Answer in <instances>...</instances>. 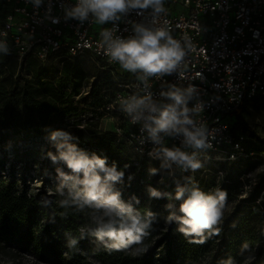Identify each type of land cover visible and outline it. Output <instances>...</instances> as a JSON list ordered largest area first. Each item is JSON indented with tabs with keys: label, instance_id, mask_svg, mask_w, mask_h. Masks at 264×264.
<instances>
[{
	"label": "clouds",
	"instance_id": "obj_1",
	"mask_svg": "<svg viewBox=\"0 0 264 264\" xmlns=\"http://www.w3.org/2000/svg\"><path fill=\"white\" fill-rule=\"evenodd\" d=\"M30 3L38 9L44 0H30ZM61 7L65 20L73 19L81 24L90 19L99 25L112 23L111 28L100 31L97 48L120 68L135 74L139 81L134 92L120 99V107L132 124L140 125V143L152 144L148 156L160 162L159 168L148 169L149 174L160 173L173 179L175 187L171 194L151 186L147 188L150 198L164 197L178 202L166 204L165 223L169 227L176 223L178 233L198 238L195 242L201 244L211 236H218L226 193L219 189L204 192L190 176L182 180L176 178L178 171L194 173L203 167L197 150L211 147L209 140L216 130L209 131L203 121L195 118L203 111L202 103L194 102L198 97L195 85L185 87L163 80L173 74L178 81L186 78L184 57L188 46L173 38L166 20L157 26L160 15L165 12L163 0H76L75 4L62 0ZM48 9H51V0H48ZM133 12L145 17L147 22L129 21L131 34L127 37L117 35L118 22ZM7 51L6 42L0 40V52ZM151 78L160 81L158 96L150 90ZM75 139L67 130H50L47 140L54 151H48L46 156L54 165H62L55 169V192L61 197L60 206L88 214L89 223L79 229V239L87 234L105 249L117 251L141 245L156 223V214L150 210L141 212L136 207L139 199L132 196L124 200L116 187L124 181L125 171L130 166L126 164L120 168L115 162L109 163L106 156L79 148L72 142ZM166 139L176 140L178 144L166 147ZM44 203L47 205L50 201ZM79 239L67 237L66 247L75 249ZM248 248L244 244L242 252H247ZM143 250L137 247L135 252ZM222 264L236 262L228 258Z\"/></svg>",
	"mask_w": 264,
	"mask_h": 264
},
{
	"label": "trees",
	"instance_id": "obj_2",
	"mask_svg": "<svg viewBox=\"0 0 264 264\" xmlns=\"http://www.w3.org/2000/svg\"><path fill=\"white\" fill-rule=\"evenodd\" d=\"M56 55L51 56L47 62L58 61L61 67L51 64L47 68H42L43 64L35 58H27L17 62L14 57L0 52V76L4 71L7 74L0 77V144L9 143L14 138H22L25 141L45 136L54 123H63L64 118L81 116L90 112L89 120L100 119L101 111H97L107 103L106 97L100 94L102 88L112 85L111 76L102 71L101 81L92 91L89 102H76L74 98L80 94L83 81L86 78L84 71L80 68L77 59L63 60L56 59ZM17 68V75L13 77L11 73ZM23 67L31 74V77L22 75ZM98 69V68H97ZM48 70L57 71L59 76L54 81L44 77ZM82 95H80L79 99ZM78 99V100H79ZM264 100V96L244 100L239 110L234 113L230 132L237 140L243 137L242 147L244 153L262 157L263 151L249 149L246 144V134L248 128L245 125L242 113L248 101ZM97 109V110H96ZM88 122V119L87 121ZM121 124L122 135L130 131L129 127ZM74 125H80L79 122ZM81 133V131H79ZM118 135V134H117ZM119 137V136H118ZM81 139V137H79ZM98 151H104L109 163L115 162L118 167L124 165L130 167L125 171L124 181L131 175L132 180L146 181L147 177L142 168L138 170L130 163V156L134 157L131 148L123 137L117 140L114 134H102L93 143ZM92 153L91 148H87ZM127 151L129 155H127ZM253 156L240 158L237 164L251 159ZM140 159V158H138ZM140 160H147L141 158ZM202 164L212 163L202 161ZM154 164H160L150 161ZM218 162L212 164H225ZM227 164V163H226ZM62 167V165H59ZM26 178L32 169L26 168ZM179 172V171H178ZM181 179L184 175H178ZM56 179V178H55ZM182 180V179H181ZM233 181L232 177L226 179V183ZM57 182V179H56ZM184 181H182L183 183ZM0 189V254L9 258L20 256L21 253H30L43 261L53 264H92L87 263L86 258L93 256L102 264H154L150 253L131 254L127 250H107L92 237L85 234L83 239H79V229L89 223L84 222L88 217L87 212H77L71 208H62L59 204L61 197L56 193L46 195L44 192H37L30 195L23 183V189H18L17 180L2 181ZM173 179H170L167 186L162 188L165 193L174 192ZM212 187V186H211ZM219 190L224 192L222 187ZM136 207L141 211H152L156 214V223L150 230L148 236L142 241L154 237L164 230V221L167 210L159 203L164 201L161 197L157 204L145 207L141 202ZM45 200L50 201L47 205ZM252 211L260 210L264 215V199L259 203H254L255 199H250ZM247 221L243 215H233L221 227L218 236H211L205 243H197L194 237H184L176 231L177 224L167 233L169 237V247L163 256L160 264H201L207 258L209 264H222L228 258H233L236 264H264V227H247ZM76 237L79 242L75 249L66 247L67 237ZM249 246L247 252H242V246ZM65 254V258L62 257ZM251 257V259H249Z\"/></svg>",
	"mask_w": 264,
	"mask_h": 264
},
{
	"label": "built area",
	"instance_id": "obj_3",
	"mask_svg": "<svg viewBox=\"0 0 264 264\" xmlns=\"http://www.w3.org/2000/svg\"><path fill=\"white\" fill-rule=\"evenodd\" d=\"M63 2L75 4L76 0ZM61 3L62 0H51L49 11L48 0L38 9L30 0H0V33L5 34L0 40L7 44L6 54L17 62L31 57L45 63L54 55L66 61L90 59L113 80L111 86L100 91L107 103L96 110L117 114L120 122L129 127L125 135L119 128L116 131L134 157L160 163L147 154L152 144L140 143V125L132 124L120 107V99L135 91L139 83L136 75L98 51L100 31L111 28L112 23L99 25L90 19L81 24L73 19L65 20ZM163 6L165 12L160 15L157 26L166 20L173 38L188 45L184 57L186 78L178 81L173 74L163 80L185 87L195 85L198 97L194 102L203 105V111L195 118L203 121L209 131L216 130L209 140L211 147L197 150V158L212 163H233L253 156V153H244L243 137L235 140L230 126L244 100L264 96V0H163ZM53 19L58 22L53 23ZM129 21L147 22L145 17L133 12L118 22L117 35L131 34ZM150 85L154 96H158L160 81L151 78ZM90 87L82 86L74 100L84 91L88 94ZM176 144V140L165 141L166 147Z\"/></svg>",
	"mask_w": 264,
	"mask_h": 264
},
{
	"label": "rangeland",
	"instance_id": "obj_4",
	"mask_svg": "<svg viewBox=\"0 0 264 264\" xmlns=\"http://www.w3.org/2000/svg\"><path fill=\"white\" fill-rule=\"evenodd\" d=\"M80 68L84 71L86 78L83 81L82 86H91L89 93L82 94L81 98L76 102H89L91 100L90 94L94 90L95 86L99 85L102 77V71L97 69L93 62L88 58H79L76 60ZM19 63V62H18ZM51 64H55L58 68L61 64L58 61H50L40 64L42 68H47ZM17 68L11 73L13 77L17 75ZM23 67L21 74L31 77V74ZM6 72H2L1 76L6 75ZM59 76L57 71L48 70L44 77L55 80ZM84 113L79 116H72L70 118H64L63 123H54L51 129H64L69 131L76 139L72 141L76 143L81 149L87 151V148H91L92 152L98 155H104V151H98L93 143L102 134H114L119 140L117 135V129H121V122L117 114L113 112L103 111L101 118H91V114ZM246 127L249 129L246 134L245 144L249 149L254 151L264 150V100L248 101L244 107L242 113ZM88 119V122H86ZM80 125H74L78 123ZM81 131V133L79 132ZM47 134L45 136L25 141L22 138H14L9 143L0 144V189L4 186L1 185L2 181L17 180L18 189H23V183L30 195H35L37 192H44L46 195L56 193V167L59 164L54 165L46 156L48 151H54L50 143L47 140ZM81 137V139L79 138ZM264 153V152H263ZM127 155L129 152L127 151ZM264 155V154H262ZM130 163L136 170L142 168L143 173L146 175V181H138L137 183L129 178L118 184L116 187L121 191L122 198L129 200L132 196L139 197L145 207H150L157 204L160 200L157 198H150L147 194V188L149 186L156 188L162 193V188L166 187L169 180L172 179L166 175L158 173L157 175H150L148 169L159 168V164H154L150 161L140 160L130 156ZM201 169L196 170L194 173H180L178 175L190 176L197 184V186L204 192H214L220 187L224 189L226 193L225 208L223 210V219L220 228L226 221H228L233 215H243L247 221V227L261 228L264 227V215L260 210L252 211L251 204L248 202L250 199H255L254 203H259L264 199V156H253L251 159L237 164H202ZM26 168L32 169L28 172L26 178L23 179L22 172L25 173ZM183 176V177H184ZM131 177V175H130ZM183 177L181 179H183ZM232 177L233 181L226 183V179ZM183 183H186L184 181ZM190 186V185H189ZM212 186V187H211ZM173 203L178 204L176 201H170L164 198V201L159 203L166 209V204ZM168 215V210H167ZM84 222H88L89 218L85 217ZM170 227L164 221V230L159 232L154 237L146 240L141 245H133L131 249H128L131 254L137 253L135 249L137 247H143V251L140 253H150L153 257L154 264H160L163 260L164 254L167 252L169 245V233L173 226ZM169 231V232H167ZM65 254L62 257L65 258ZM87 263L102 264L93 256L86 258ZM0 264H53L52 262L40 260V258L23 252L20 256L15 258H9L0 254ZM201 264H209L207 258L202 261ZM246 264V263H245Z\"/></svg>",
	"mask_w": 264,
	"mask_h": 264
}]
</instances>
